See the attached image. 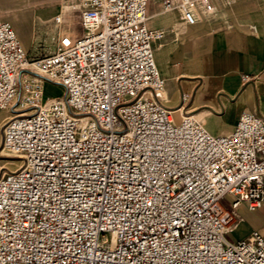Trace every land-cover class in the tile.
<instances>
[{"label":"built area","instance_id":"built-area-1","mask_svg":"<svg viewBox=\"0 0 264 264\" xmlns=\"http://www.w3.org/2000/svg\"><path fill=\"white\" fill-rule=\"evenodd\" d=\"M153 1L85 0L83 33L38 57L0 15L2 142L23 160L0 175V264H264L260 230L226 236L264 204V115L214 133L166 104ZM175 9L194 24L215 4L162 0Z\"/></svg>","mask_w":264,"mask_h":264},{"label":"crops","instance_id":"crops-1","mask_svg":"<svg viewBox=\"0 0 264 264\" xmlns=\"http://www.w3.org/2000/svg\"><path fill=\"white\" fill-rule=\"evenodd\" d=\"M214 4L211 14L187 24L178 21L179 14L163 11L162 2H151L148 23L166 30L165 37L154 43L157 64L168 81L166 104L182 106L183 91H195L194 108L204 105L217 112L223 108L226 114L231 112L233 117L214 121L212 128L207 126L214 133H226L244 110L264 115V0H214ZM245 74L248 80L243 79ZM230 201L228 196L224 204L229 207ZM238 209L236 225L226 232L228 238L233 236L230 240L254 229L264 234V204L255 211L244 203Z\"/></svg>","mask_w":264,"mask_h":264},{"label":"rangeland","instance_id":"rangeland-1","mask_svg":"<svg viewBox=\"0 0 264 264\" xmlns=\"http://www.w3.org/2000/svg\"><path fill=\"white\" fill-rule=\"evenodd\" d=\"M84 2L85 0H0V15L13 23L29 54L38 57L53 51L65 32L83 33L80 14ZM153 2L161 4L162 0ZM169 12L180 16L176 9ZM178 21H182L181 18ZM195 93V91L193 93L183 91L179 105H184L192 115L202 109H210L206 114L195 115L209 128H212L211 124L216 120L233 117L231 112L226 114L224 108L219 109L221 112L204 105L194 108ZM204 93L209 94L207 91ZM45 94L46 96L62 95L63 90L60 85L49 82ZM12 114L10 108H0V175L17 169L23 162L22 157L6 149L2 142V125ZM228 236L230 239L233 238L232 235Z\"/></svg>","mask_w":264,"mask_h":264},{"label":"bare ground","instance_id":"bare-ground-1","mask_svg":"<svg viewBox=\"0 0 264 264\" xmlns=\"http://www.w3.org/2000/svg\"><path fill=\"white\" fill-rule=\"evenodd\" d=\"M192 116L196 117L195 115H192ZM10 117H11V116H10Z\"/></svg>","mask_w":264,"mask_h":264}]
</instances>
